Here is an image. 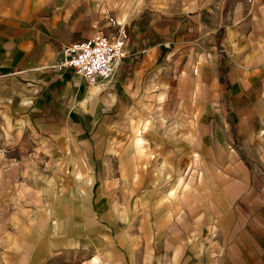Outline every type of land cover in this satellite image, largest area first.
I'll list each match as a JSON object with an SVG mask.
<instances>
[{
  "label": "crops",
  "instance_id": "0c3cea01",
  "mask_svg": "<svg viewBox=\"0 0 264 264\" xmlns=\"http://www.w3.org/2000/svg\"><path fill=\"white\" fill-rule=\"evenodd\" d=\"M247 7L0 0V264H264V16ZM120 26L110 80L63 65Z\"/></svg>",
  "mask_w": 264,
  "mask_h": 264
},
{
  "label": "built area",
  "instance_id": "2783aa9c",
  "mask_svg": "<svg viewBox=\"0 0 264 264\" xmlns=\"http://www.w3.org/2000/svg\"><path fill=\"white\" fill-rule=\"evenodd\" d=\"M126 44L127 33L120 26L114 35L100 34L68 44L63 65L73 68L89 83L108 81L116 64L126 55Z\"/></svg>",
  "mask_w": 264,
  "mask_h": 264
},
{
  "label": "rangeland",
  "instance_id": "374dc122",
  "mask_svg": "<svg viewBox=\"0 0 264 264\" xmlns=\"http://www.w3.org/2000/svg\"><path fill=\"white\" fill-rule=\"evenodd\" d=\"M241 3H246L248 9L237 10L238 17L252 22V20H258L264 16V0H241Z\"/></svg>",
  "mask_w": 264,
  "mask_h": 264
},
{
  "label": "bare ground",
  "instance_id": "6f19581e",
  "mask_svg": "<svg viewBox=\"0 0 264 264\" xmlns=\"http://www.w3.org/2000/svg\"><path fill=\"white\" fill-rule=\"evenodd\" d=\"M187 79V78H186ZM178 128V127H177ZM140 145V144H139Z\"/></svg>",
  "mask_w": 264,
  "mask_h": 264
}]
</instances>
